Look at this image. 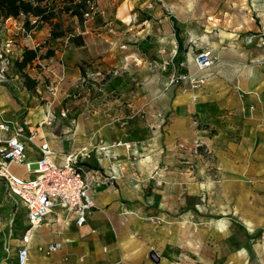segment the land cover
I'll list each match as a JSON object with an SVG mask.
<instances>
[{"label": "crops", "instance_id": "0c3cea01", "mask_svg": "<svg viewBox=\"0 0 264 264\" xmlns=\"http://www.w3.org/2000/svg\"><path fill=\"white\" fill-rule=\"evenodd\" d=\"M95 5L96 21L77 28L81 45L49 40L47 24L31 30L34 40H48L54 49L28 68L36 80L33 89L0 81V122L22 125L25 134L36 130L31 140L24 139L26 160L38 159L44 144L56 162L87 146L82 165L105 178L91 185L95 206L83 225L54 207L32 228L25 264H264V251L256 250L264 228V46L258 36L264 32V0H95ZM133 11L138 18L132 22ZM21 19L0 17V37L15 36V58L28 43L16 25ZM245 35H252L250 42ZM202 50L217 59L198 70L194 56ZM82 61L102 73L87 92L74 88L88 70ZM182 72L205 82L198 88L185 79L171 82L172 74ZM61 73L56 117L38 125L47 112L46 84ZM63 106L68 111L61 117ZM134 111L143 113L122 125ZM99 140L107 146L104 152ZM126 141L139 142L134 158L115 145ZM196 141L200 154L193 152ZM163 164L167 170L157 184L149 175ZM11 170L28 173L12 165ZM9 196L20 204L26 228L22 204ZM7 227L2 220L6 236ZM11 242L8 256L0 248V264H20L21 238ZM53 242L60 247L48 254L38 250Z\"/></svg>", "mask_w": 264, "mask_h": 264}, {"label": "built area", "instance_id": "2783aa9c", "mask_svg": "<svg viewBox=\"0 0 264 264\" xmlns=\"http://www.w3.org/2000/svg\"><path fill=\"white\" fill-rule=\"evenodd\" d=\"M150 6V4L147 5V7ZM96 11L95 2H90L89 10L84 14L85 20L91 18ZM137 18L138 12L133 11L131 21L133 22ZM31 22L34 23L35 20L32 19ZM16 25L19 32L27 39L28 43L26 46L30 45L31 48H40L42 46L43 41L34 40L31 30L27 31L24 29L22 20H16ZM128 30H132V26H129ZM258 36L261 45L264 46V32H260ZM251 38L252 35H245L244 41L250 42ZM14 47L15 40L11 37L4 39L0 43V81L5 78L7 68L12 65L13 59H15ZM216 59L217 57L213 56L209 50H202L194 56V62L198 70L211 66ZM148 63L153 67H158L156 62L149 61ZM101 77L102 73L100 71L87 70L79 77L74 88L87 92L100 82ZM63 79L64 75L61 73L57 75L55 80L46 84L45 103L47 112L45 118L38 125L50 123L56 117L53 107L56 102L58 84ZM177 79L187 80L191 88H198L205 82L203 77H197L188 72L172 74L171 82ZM71 96L76 97L77 93ZM84 101L87 104L90 102L88 94L85 95ZM67 111L68 108L63 106L59 111V115L64 117L67 115ZM142 113V111L131 112L125 115L120 123L126 125L131 119ZM158 116L161 117L160 114ZM0 131H11L8 136L0 135V182L5 185L10 195L19 199L25 211L27 226L21 236L22 247L18 251L20 264H25L28 254L27 244L32 228L40 224L44 216L54 207L65 209L74 216L78 226L83 225L87 213L95 206L93 197L90 194L91 185L101 182L105 178L96 170L82 165L83 160L88 157L87 146L66 153L61 162H56L52 157L53 152L44 144L39 147L40 157L34 161H28L25 158L24 139L31 140L35 136L36 130L25 134L24 126L2 120L0 122ZM138 144V141H126L117 142L115 145H122L125 151L134 158ZM98 145V149L103 152L107 148L102 140H99ZM199 148L200 143L196 141L193 152L200 154ZM204 153L211 155V151L208 149H205ZM13 164L23 165L32 176L24 177L16 174L11 170V165ZM166 170L167 166L165 164L156 166L149 175V179L159 184L163 181ZM195 206L200 208L202 203L200 202ZM260 240L264 242V232L261 233ZM60 245V242H53L46 246H38V250L48 254L59 248Z\"/></svg>", "mask_w": 264, "mask_h": 264}, {"label": "trees", "instance_id": "16d2710c", "mask_svg": "<svg viewBox=\"0 0 264 264\" xmlns=\"http://www.w3.org/2000/svg\"><path fill=\"white\" fill-rule=\"evenodd\" d=\"M95 0H0V17L3 19L19 18L22 16V25L25 30L34 29L39 24L49 26V40L67 38L75 45L83 44L81 33L68 32L62 25V15L74 17L79 26L85 21L84 14L89 10V3ZM35 22L32 23L31 20ZM49 42L48 40L43 42ZM42 44V45H43ZM54 49L46 47L43 53L40 48L24 47L19 56L13 59L12 64L19 72L23 85L31 90L36 85V80L31 78L25 68L31 67L38 59L53 55ZM35 66L38 67V64Z\"/></svg>", "mask_w": 264, "mask_h": 264}, {"label": "rangeland", "instance_id": "374dc122", "mask_svg": "<svg viewBox=\"0 0 264 264\" xmlns=\"http://www.w3.org/2000/svg\"><path fill=\"white\" fill-rule=\"evenodd\" d=\"M97 15V12H95L93 14V16L91 18H88L87 20L84 21V24H86L87 22H93L96 21L95 17ZM62 25L63 27H65L67 29L68 32H73L76 33L77 32V28H79V24L77 22L76 19H73L72 17H69L67 15H62ZM76 20V21H75ZM99 22V20H97ZM82 26V27H83ZM12 39L15 40V36H9ZM175 39L178 45H181V39L179 37V35L177 34V31H175ZM3 40V37H0V43ZM43 41V40H42ZM47 40H44L43 42H45ZM15 44H17V42L15 41ZM52 47L53 44L46 42L44 43L41 47H40V52L43 53L46 49V47ZM197 51H195L196 53ZM39 60V59H38ZM81 66H83V68H88L90 66V62L88 61H82L81 62ZM37 67V66H36ZM29 67L25 68V72H28ZM88 70H91L88 68ZM17 75V76H15ZM18 77L21 78L19 72L17 71V69L14 67V64H12L11 66H9L7 68V72L5 74V78L6 83L10 84L13 86V88L16 89V86L21 87L23 85L22 82V78H21V82L19 83ZM14 84V85H13ZM12 168L20 173H26L24 170V166L23 165H12ZM32 174L26 173L24 177H31ZM0 224L2 220H6L8 223V227H7V231H8V235L6 236L5 234L2 233V230L0 229V248L1 250L8 256L9 253H11L14 250V247L12 246V242L11 240H14V243L18 244L21 235L24 231L25 228V219H24V213L22 208L20 207V204L14 200L11 199V197L9 196L8 191H5L4 186H2L0 184ZM244 225H242L241 227V231L244 233V231H246V227H243ZM264 232V228H262L261 233ZM258 245L257 247V251L262 252L264 251V242H262L261 240H259V242L256 243ZM262 255V254H261ZM262 257V256H261ZM259 259L260 256H258Z\"/></svg>", "mask_w": 264, "mask_h": 264}]
</instances>
